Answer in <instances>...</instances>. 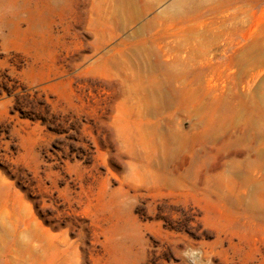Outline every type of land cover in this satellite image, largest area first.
<instances>
[{"label": "rangeland", "instance_id": "374dc122", "mask_svg": "<svg viewBox=\"0 0 264 264\" xmlns=\"http://www.w3.org/2000/svg\"><path fill=\"white\" fill-rule=\"evenodd\" d=\"M0 264H264V0H0Z\"/></svg>", "mask_w": 264, "mask_h": 264}]
</instances>
